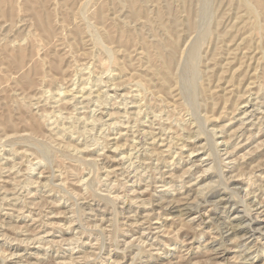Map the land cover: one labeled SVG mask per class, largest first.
<instances>
[{
  "label": "rangeland",
  "instance_id": "obj_1",
  "mask_svg": "<svg viewBox=\"0 0 264 264\" xmlns=\"http://www.w3.org/2000/svg\"><path fill=\"white\" fill-rule=\"evenodd\" d=\"M263 2L0 0V264H264Z\"/></svg>",
  "mask_w": 264,
  "mask_h": 264
},
{
  "label": "bare ground",
  "instance_id": "obj_2",
  "mask_svg": "<svg viewBox=\"0 0 264 264\" xmlns=\"http://www.w3.org/2000/svg\"><path fill=\"white\" fill-rule=\"evenodd\" d=\"M211 2H212V0H210ZM210 1L208 0V2L210 3ZM244 1V0H243ZM138 2V1H137ZM204 2V1H203ZM239 2V1H238ZM201 3H202V1H201ZM261 3V2H260ZM264 3V2H263ZM135 4V3H134ZM191 4V3H190ZM147 5V4H146ZM212 5V4H211ZM237 5H239V7L241 8H243V6L239 3H237ZM243 5H245V4H243ZM260 5V4H259ZM206 6H208V5H206ZM210 6V5H209ZM202 7V6H201ZM211 7V6H210ZM213 7V6H212ZM238 7V8H239ZM261 7L262 6H260V9H261ZM206 8V7H205ZM250 8V7H249ZM200 9V8H199ZM208 9V8H207ZM210 9V8H209ZM248 9V8H247ZM246 9V10H247ZM201 10H202V8H201ZM263 10V9H262ZM264 11V10H263ZM199 12V11H198ZM208 12V11H207ZM206 12V13H207ZM251 12V11H250ZM262 12V11H261ZM200 13V12H199ZM137 14V13H136ZM211 14H212V12H211ZM214 14V13H213ZM212 14V17L215 15H213ZM118 15V14H117ZM202 15V14H201ZM200 14H199V16H201ZM205 15V14H204ZM209 15H210V12H209ZM204 16V17H206V19H208L210 16ZM175 16V15H174ZM173 16V17H174ZM203 16V15H202ZM201 18V17H200ZM199 18V19H200ZM202 19V18H201ZM250 19V18H249ZM211 20V19H210ZM142 21V20H141ZM203 22H207V21H205V19L204 20H202ZM208 21H209V19H208ZM212 21H213V18H212ZM211 21V22H212ZM241 21V20H240ZM201 22V21H200ZM176 23V22H175ZM217 23V22H216ZM198 24V23H197ZM204 24V23H203ZM207 24V23H206ZM206 24H204V26L206 25ZM208 24H209V22H208ZM207 24V25H208ZM199 25V24H198ZM197 25V26H198ZM216 25V24H215ZM125 26V25H124ZM177 26V25H176ZM196 26V24L194 23V24H192V26L191 27H194V29L196 30V32H197V35H195L196 36V38H195V40H194V42H193V44H190L191 46L189 47V49L187 50V54H186V60L184 61L185 62V64H184V70H186L187 71V73H188V75H189V80L188 81H190L189 83H195V79H197L196 77L200 74V72L198 71V63H199V59H201L200 58V50H201V48H202V46L205 44V43H207L208 42V40L210 39V37L212 36V32H213V30H215L216 31V29H213V28H211L209 25L207 26V27H203V29L202 30H200V31H198V28H196L197 27ZM223 27V26H222ZM200 28H202V27H200ZM215 28V27H214ZM213 29V30H212ZM165 31V30H164ZM217 35V34H216ZM192 37V36H191ZM169 45V44H168ZM236 46V45H235ZM222 48V47H221ZM106 50V49H105ZM107 56V55H106ZM170 56V55H169ZM168 56V57H169ZM167 57V56H166ZM165 57V58H166ZM167 57V58H168ZM181 57H179V59H180ZM110 59V58H109ZM161 59V58H160ZM184 59H185V55H184ZM109 64V63H108ZM179 68V67H178ZM208 68V67H207ZM86 69V68H85ZM183 69V68H182ZM180 73V72H179ZM181 73H182V71H181ZM89 78V77H88ZM182 79V78H181ZM182 83V82H181ZM186 86V85H185ZM190 86V85H189ZM138 88V87H137ZM188 88H190V87H188ZM188 90V89H187ZM189 92V91H188ZM144 93V92H143ZM142 93V94H143ZM194 95V94H193ZM200 101V100H199ZM189 105V104H188ZM199 109V108H198ZM152 113V112H151ZM201 118V117H200ZM202 119V118H201ZM94 126V125H93ZM95 129V128H94ZM96 141V140H95ZM94 144V143H93ZM27 147V146H26ZM136 147V146H135ZM72 148V147H71ZM182 151V150H181ZM203 161V160H202ZM153 165V164H152ZM133 171V170H132ZM147 171V170H146ZM201 193V192H200ZM203 194V193H202ZM196 203V202H195ZM111 205V204H110ZM253 207V206H252ZM193 208V207H192ZM112 223V222H111ZM112 225V224H111ZM81 240V239H80Z\"/></svg>",
  "mask_w": 264,
  "mask_h": 264
}]
</instances>
